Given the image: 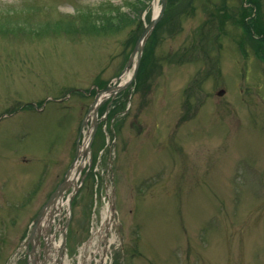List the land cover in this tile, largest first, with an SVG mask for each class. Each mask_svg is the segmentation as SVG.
Wrapping results in <instances>:
<instances>
[{
	"label": "rangeland",
	"instance_id": "1",
	"mask_svg": "<svg viewBox=\"0 0 264 264\" xmlns=\"http://www.w3.org/2000/svg\"><path fill=\"white\" fill-rule=\"evenodd\" d=\"M155 2L0 0V264L68 171L45 264H264V0H170L82 127Z\"/></svg>",
	"mask_w": 264,
	"mask_h": 264
},
{
	"label": "water",
	"instance_id": "2",
	"mask_svg": "<svg viewBox=\"0 0 264 264\" xmlns=\"http://www.w3.org/2000/svg\"><path fill=\"white\" fill-rule=\"evenodd\" d=\"M167 2H168V0H162V4H161V8H160L159 14L156 17H153L152 21L147 25V27L142 32V34H141V36H140L139 40L137 41V44H136V46L134 48V51H133V53H132V55H131L128 63H127L126 70H130V68H131L133 62L135 61V59L137 60L134 76L129 81H127L124 85L109 86L105 90H99L98 94H97V96H96V98H95V100L93 102V104L91 105V107L89 109V112L97 105V107H95V116H97V112H98V109H99L98 101H99L100 95L102 93L107 92V91H112L113 94L114 93L116 94L117 91L126 88L129 84L132 83L133 79L136 77V74L138 72V67H139V63H140V59H141V56H142L144 45L147 42V39L149 38L151 33L153 32V30H154L155 26L157 25V23L163 17L164 12H165L166 7H167ZM224 92H225V90H221V91H219V94L222 95V94H224ZM87 116H89V113H88ZM84 124H85V120L82 123V127L84 126ZM96 126H97V122L95 123L94 133H95V130H96ZM94 133H93V135H94ZM79 151H80V147L78 148L77 156L79 155ZM71 167H74V163L72 164ZM69 174H70V171H68L66 179L63 180V182L59 185L57 190L51 196V198L49 200V204H50V202L54 201L57 197L62 195L63 192L65 191V189L68 188ZM44 209H42L40 211L39 216L35 220V228H36L37 224L39 223V220H40L41 216L43 215Z\"/></svg>",
	"mask_w": 264,
	"mask_h": 264
},
{
	"label": "bare ground",
	"instance_id": "3",
	"mask_svg": "<svg viewBox=\"0 0 264 264\" xmlns=\"http://www.w3.org/2000/svg\"><path fill=\"white\" fill-rule=\"evenodd\" d=\"M154 6H155V15H154V17H156L158 14H159V11H160V6H159V2H158V0H156V2H155V4H154ZM131 75H132V70H130V71H127L123 76H122V83L124 82V81H127V80H129L130 79V77H131ZM104 97V95H100V98L102 99ZM87 147V142L85 143V145H83V146H80V151H82V150H84L85 148ZM79 158V157H78ZM76 159V161L74 162V168H76V169H81L82 167H83V165H84V162H85V160H84V158H83V160L81 161H79V159ZM73 183V180H72V177L71 178H68V184L69 185H71ZM111 213L112 212H110L109 213V218L112 216L111 215ZM109 224V227L111 226V222H109L108 223ZM108 237V236H110V233L108 232V231H106V235H105V237ZM35 237L33 236V239H34ZM111 239V238H110ZM109 241V240H108ZM96 242V241H95ZM50 247L51 246V243H50V241L48 240L47 241V247ZM63 254V253H62ZM59 260H57V262H58ZM62 262V261H61Z\"/></svg>",
	"mask_w": 264,
	"mask_h": 264
},
{
	"label": "flooded vegetation",
	"instance_id": "4",
	"mask_svg": "<svg viewBox=\"0 0 264 264\" xmlns=\"http://www.w3.org/2000/svg\"><path fill=\"white\" fill-rule=\"evenodd\" d=\"M40 239H41V238H36V242H34L33 245L31 244L32 246H30V248H34V247H35V243H37L38 246L40 247V249H41L42 251H44L43 248H45L46 243H45V241H44V243H41ZM40 244H41V245H40Z\"/></svg>",
	"mask_w": 264,
	"mask_h": 264
},
{
	"label": "trees",
	"instance_id": "5",
	"mask_svg": "<svg viewBox=\"0 0 264 264\" xmlns=\"http://www.w3.org/2000/svg\"><path fill=\"white\" fill-rule=\"evenodd\" d=\"M169 3H170V0H168V5H169ZM261 31H263V30H261ZM146 77V76H145Z\"/></svg>",
	"mask_w": 264,
	"mask_h": 264
}]
</instances>
